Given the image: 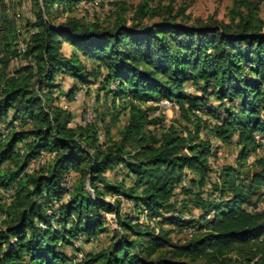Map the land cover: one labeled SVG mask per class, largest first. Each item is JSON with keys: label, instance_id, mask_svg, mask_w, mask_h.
I'll return each instance as SVG.
<instances>
[{"label": "trees", "instance_id": "obj_1", "mask_svg": "<svg viewBox=\"0 0 264 264\" xmlns=\"http://www.w3.org/2000/svg\"><path fill=\"white\" fill-rule=\"evenodd\" d=\"M34 1L41 11L22 52L28 63L13 74L5 69L18 52L3 46L9 26L0 25V189L14 190L13 201L0 206V264H264V209L253 200L264 188V155L253 163L248 184L238 168L225 166L213 185L219 199L204 197L214 149L201 135L206 122L195 114L210 98L219 101L225 110L210 108L217 119L212 132L223 142L237 136L240 165L264 147V17L257 3L233 0L238 10L228 23H189L183 9L174 13L143 0L132 22L119 14L105 28L73 15L52 20L55 5L70 10L84 0ZM181 15L186 19L178 20ZM147 18L158 19L144 24ZM65 74L77 81L68 90L57 80ZM99 77L112 105L129 107L116 140L102 142L94 123L76 122V114L57 103L55 91L72 102ZM162 99L177 103L194 128L151 129L161 119L151 116L154 106L142 104ZM44 155H53L46 166L27 170ZM186 170L197 176L181 186ZM115 171L124 178L111 179L108 172ZM178 190L193 197L178 200ZM106 196L131 201L135 216ZM193 209L199 218L186 216ZM104 212L114 213L121 231L108 248L73 262L65 248L79 251L73 244L80 236L106 232ZM141 215L152 220L144 223ZM154 220L156 227L149 225ZM173 227L195 231L176 243Z\"/></svg>", "mask_w": 264, "mask_h": 264}, {"label": "rangeland", "instance_id": "obj_2", "mask_svg": "<svg viewBox=\"0 0 264 264\" xmlns=\"http://www.w3.org/2000/svg\"><path fill=\"white\" fill-rule=\"evenodd\" d=\"M115 2H122L125 6L123 10L121 5H116ZM143 0H84L79 6L74 9H62L61 6L55 5L54 13L52 15V20L55 23L64 22L67 16H76L85 23L97 22L101 27H113L116 20L119 17V14L126 16L129 19V22L133 21L135 16V10L137 9L138 4ZM259 9V13L264 17V0H254ZM148 2L154 6H170L172 7L174 13L179 12V10H184V16H189L188 22L194 23L197 21L207 22V21H222L225 23L230 22L232 19L233 10H238V6L235 5L233 0H148ZM246 12L244 8L241 9ZM41 11V8L35 3L34 0H0V25L3 22L9 26L4 28L2 34L3 46L8 44L11 49H16L18 56L13 58L8 65V68L5 69L6 72L13 74L17 69L23 67L28 63V60L25 59L24 54L22 53L23 49L30 42L31 36L34 32V23L36 21L37 15ZM186 19L179 17L178 20ZM158 18L153 19H144V24L150 23ZM72 47L68 43H64V51L66 54H70ZM3 55V54H2ZM82 60L87 63L89 66H92V63L87 61L84 57ZM4 70V66L1 67ZM102 77H99L95 82L90 85H84L76 92L74 100L72 102L68 101L66 96L60 95L58 91H55L58 101L57 103L69 108L72 112L76 114V122H89L94 123L99 129V135L101 141L107 140L109 137H112L113 140L119 139L120 131L128 121V108H123L122 105L114 107L109 99L110 95L106 98L104 91H100V81ZM58 83L61 86V89L68 90L73 84H76L77 81L69 74L60 75L58 77ZM114 88L115 85L111 84ZM189 92H197V87L193 85H187ZM123 100V99H122ZM123 102V101H122ZM169 105H156V103H146L142 104L144 106H154L150 112L152 117H157L161 119V123L157 126L151 125L150 128H156V130L162 131L164 128H167L169 125H175L177 127H191L194 128L193 118L190 116V120H187L184 117L179 109V106L174 101L169 100ZM119 104V103H118ZM219 101L214 98H210L208 103L203 109L197 110L195 113L199 118L206 122L207 129L201 131V135L204 138H209L211 144H213V151L209 157V162L211 164V170L207 173L206 183L203 187L204 197H209L212 199H219V193L214 191L213 185L219 183L218 174L221 172L222 168L225 166L232 165L240 172H242L243 182L248 184L250 180V174L253 170V163L259 157L264 155V147H260L255 153H252L244 165H240L238 161L240 146L237 144V136L234 135L228 142H223L219 140L214 132H212L214 124L216 123V118L213 114L209 113L210 108H217L219 112L224 113V108H219ZM121 113L118 114L117 119L114 121L113 118L119 110ZM30 125H25V128H28ZM109 130V135L107 134ZM6 134V132H5ZM21 145V144H20ZM53 157L50 155L46 157L45 155L41 157L31 170H39L46 166L49 160ZM5 164V168L12 166V163ZM38 164V165H37ZM30 172V171H28ZM108 175L111 179H117V181L124 178V174L119 173V171L108 172ZM77 176V175H75ZM197 176L193 172L186 170V184H181V186H190V180ZM130 183V179L127 180ZM199 188L196 187V191ZM177 192V191H176ZM260 195V197H259ZM192 198L193 196H185L181 191L178 190L177 199L183 200L185 198ZM68 199L66 196L65 200ZM106 200L111 204H120V209L122 213L128 214L129 216H135L133 211L132 202L126 199L125 197L120 198L119 196H106ZM253 200L258 201L257 209H264V188H260L257 191V195L253 197ZM1 201V198H0ZM4 202V203H3ZM5 200L2 201L5 204ZM0 203V206L3 205ZM248 210H255L253 205H245ZM193 214V218H199L201 212L198 209H193L190 213H186V216L190 217ZM143 215V214H142ZM140 216V219L143 216ZM104 221L106 223V232L100 233L96 237H92L89 240L86 237L80 236L75 240L73 246L79 248V251H74L70 247H66L65 251L74 259L73 262H80L82 258L87 253H97L108 248L111 238L117 232H120V227L117 224L114 213L104 212ZM143 222H150L152 219L146 217L142 219ZM150 226H158L157 221L149 223ZM170 225H165L164 228H170ZM175 228L171 233V236L176 243H184L190 238H192L191 233L195 231V228H188L180 230L178 227ZM188 231V232H187ZM228 256L233 258L236 257L234 253H230Z\"/></svg>", "mask_w": 264, "mask_h": 264}, {"label": "bare ground", "instance_id": "obj_3", "mask_svg": "<svg viewBox=\"0 0 264 264\" xmlns=\"http://www.w3.org/2000/svg\"><path fill=\"white\" fill-rule=\"evenodd\" d=\"M25 50H26V47L22 51L24 52ZM182 184L183 185L186 184L185 179H183ZM0 198H1L0 203H2V201H4V200L6 201L5 203H7V204L11 203L14 199V190L11 188L10 189H0Z\"/></svg>", "mask_w": 264, "mask_h": 264}, {"label": "built area", "instance_id": "obj_4", "mask_svg": "<svg viewBox=\"0 0 264 264\" xmlns=\"http://www.w3.org/2000/svg\"><path fill=\"white\" fill-rule=\"evenodd\" d=\"M156 105H159V106H161V105L170 106L169 105V99H162V100L156 102ZM33 165H34V160L30 163V165H29L27 170H30V167L33 166ZM185 181H186V176H185ZM68 183H69V179H67L66 182H65L66 186L68 185Z\"/></svg>", "mask_w": 264, "mask_h": 264}]
</instances>
